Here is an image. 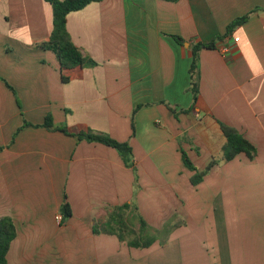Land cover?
I'll use <instances>...</instances> for the list:
<instances>
[{
  "label": "crops",
  "instance_id": "obj_1",
  "mask_svg": "<svg viewBox=\"0 0 264 264\" xmlns=\"http://www.w3.org/2000/svg\"><path fill=\"white\" fill-rule=\"evenodd\" d=\"M53 19L45 0H0V219L16 229L7 264H264V0L92 2L67 15V30L97 65L64 71L36 47ZM212 41L184 112L192 46ZM48 115L129 142L134 167L115 148L39 126ZM222 125L254 145L253 159H224ZM183 152L197 171L214 162L196 185ZM124 204L168 237L139 248L94 232Z\"/></svg>",
  "mask_w": 264,
  "mask_h": 264
},
{
  "label": "trees",
  "instance_id": "obj_2",
  "mask_svg": "<svg viewBox=\"0 0 264 264\" xmlns=\"http://www.w3.org/2000/svg\"><path fill=\"white\" fill-rule=\"evenodd\" d=\"M50 3L53 8V31L48 41H44L36 45L37 48L44 50H49L53 52L58 61L61 64L62 71L67 69H72L74 67H94L97 63L85 56L81 49L78 48L72 41L71 36L67 30V15L71 12L81 10L85 8L92 2H101L103 0H45ZM167 1H176V0H167ZM256 11V10H254ZM253 11V12H254ZM249 13L241 18L233 21L229 28L228 33L234 26L241 25L245 23L250 15ZM174 39L183 45L185 40L175 36ZM218 39H221L219 37ZM215 41L210 43H195L192 46V64L190 68L191 73V87L190 90L193 93V105L189 110L184 112L191 111L198 99V86H199V56L200 52L203 49L215 48ZM68 77L63 75V81H68ZM144 105H139L135 108L132 113V127L134 129V117L136 112L141 109ZM169 109L174 112V110L169 106ZM175 113V112H174ZM32 126L26 120L23 123L22 127ZM49 130H59L64 132L67 135L77 137L79 140L100 143L112 148H115L121 155L124 164L129 167H134L133 162V150L129 142H119L107 134L97 133L87 129L69 128L67 126H55L52 120L51 115H48L45 119V122L42 125ZM222 130L225 134L227 142L223 147L224 159L226 161L232 160L238 154L244 153L249 159H253L256 155V148L254 145L244 138L237 130L222 125ZM3 148L0 147V151ZM183 162L185 166L194 171V175L191 178V182L196 185L200 183L203 177L209 172L211 167L214 165V162L204 170L197 171L189 157L186 153L183 152ZM136 213V206H131V204H124L122 206H117L108 212L106 220L101 224L94 226V232L106 233L110 235H115L119 238L120 241H126L131 247L145 248L152 245L158 238L168 237L167 228L165 227L162 230H157L149 226L145 220ZM61 212L64 218H68L72 215V210L67 201L62 205ZM138 224V228H135V225ZM16 236V229L14 223L10 217H3L0 219V264H7L6 255L9 250L11 241Z\"/></svg>",
  "mask_w": 264,
  "mask_h": 264
},
{
  "label": "built area",
  "instance_id": "obj_3",
  "mask_svg": "<svg viewBox=\"0 0 264 264\" xmlns=\"http://www.w3.org/2000/svg\"><path fill=\"white\" fill-rule=\"evenodd\" d=\"M235 41L237 42V41H239V38H235ZM62 219V217L59 215V216H57V220H61Z\"/></svg>",
  "mask_w": 264,
  "mask_h": 264
},
{
  "label": "water",
  "instance_id": "obj_4",
  "mask_svg": "<svg viewBox=\"0 0 264 264\" xmlns=\"http://www.w3.org/2000/svg\"><path fill=\"white\" fill-rule=\"evenodd\" d=\"M188 45H189L188 43L185 44L186 47H187Z\"/></svg>",
  "mask_w": 264,
  "mask_h": 264
}]
</instances>
